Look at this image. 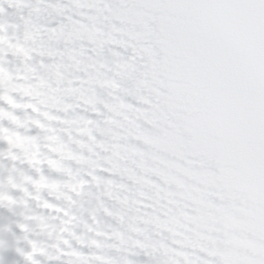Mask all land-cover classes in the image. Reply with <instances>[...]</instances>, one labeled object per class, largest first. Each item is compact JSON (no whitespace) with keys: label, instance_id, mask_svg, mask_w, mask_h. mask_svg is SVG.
<instances>
[{"label":"snow or ice","instance_id":"snow-or-ice-1","mask_svg":"<svg viewBox=\"0 0 264 264\" xmlns=\"http://www.w3.org/2000/svg\"><path fill=\"white\" fill-rule=\"evenodd\" d=\"M0 264H264V0H0Z\"/></svg>","mask_w":264,"mask_h":264}]
</instances>
